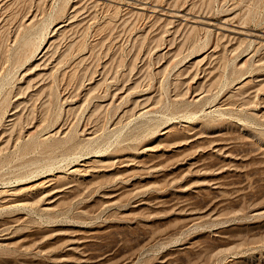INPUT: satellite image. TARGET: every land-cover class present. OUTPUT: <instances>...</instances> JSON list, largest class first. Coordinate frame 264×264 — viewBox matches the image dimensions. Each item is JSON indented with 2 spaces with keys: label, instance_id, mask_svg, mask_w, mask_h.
Wrapping results in <instances>:
<instances>
[{
  "label": "rangeland",
  "instance_id": "obj_1",
  "mask_svg": "<svg viewBox=\"0 0 264 264\" xmlns=\"http://www.w3.org/2000/svg\"><path fill=\"white\" fill-rule=\"evenodd\" d=\"M0 264H264V0H0Z\"/></svg>",
  "mask_w": 264,
  "mask_h": 264
},
{
  "label": "bare ground",
  "instance_id": "obj_2",
  "mask_svg": "<svg viewBox=\"0 0 264 264\" xmlns=\"http://www.w3.org/2000/svg\"><path fill=\"white\" fill-rule=\"evenodd\" d=\"M191 38V37H190ZM16 39V38H15ZM6 49V48H5ZM190 117V116H189ZM78 157V156H77Z\"/></svg>",
  "mask_w": 264,
  "mask_h": 264
}]
</instances>
